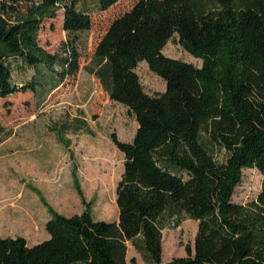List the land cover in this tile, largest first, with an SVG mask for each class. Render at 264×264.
<instances>
[{
  "label": "trees",
  "instance_id": "1",
  "mask_svg": "<svg viewBox=\"0 0 264 264\" xmlns=\"http://www.w3.org/2000/svg\"><path fill=\"white\" fill-rule=\"evenodd\" d=\"M78 1L0 0V98L36 94L41 68L50 93L76 74V36L91 26ZM117 1L94 5L103 11ZM58 10L68 38L50 53L38 33ZM170 40L200 66L165 55ZM94 58L91 74L137 122L130 142L110 136L124 156L118 220L94 219L88 203L70 216L49 208L41 242L0 236V264H126V241L148 264H264V0H137L111 21ZM142 61L163 79V92H145ZM18 64L34 69L23 83L12 81ZM244 169L262 178L256 199L240 204L233 195ZM167 209L195 220L197 231L185 256L163 262L158 222Z\"/></svg>",
  "mask_w": 264,
  "mask_h": 264
},
{
  "label": "rangeland",
  "instance_id": "2",
  "mask_svg": "<svg viewBox=\"0 0 264 264\" xmlns=\"http://www.w3.org/2000/svg\"><path fill=\"white\" fill-rule=\"evenodd\" d=\"M96 0L78 1L87 7L91 26L77 33L79 68L73 77L50 91L49 72L41 68L36 94L17 92L0 98V236H23L29 245L48 237L44 228L49 208L70 216L89 205L97 220L117 221L116 185L123 172L124 156L111 140L130 142L137 128L125 106L109 99L99 80L91 74L96 66L95 47L111 21L137 0H119L108 9L95 8ZM23 10V8H22ZM62 10L56 17L42 21L38 43L46 51L57 53L68 38L62 28ZM162 52L173 58L200 66L201 60L187 53L176 40L167 42ZM12 68V81L23 83L34 69L18 64ZM136 72L148 94L165 90V82L148 68L138 64ZM49 86H47L48 88ZM220 160L225 153L216 148ZM261 174L244 169L233 201L245 204L255 200ZM84 199V202H83ZM162 234V261L186 255L185 246L194 245L197 222L183 212L164 211L158 222ZM126 264L135 258L148 264L146 253L126 241Z\"/></svg>",
  "mask_w": 264,
  "mask_h": 264
}]
</instances>
